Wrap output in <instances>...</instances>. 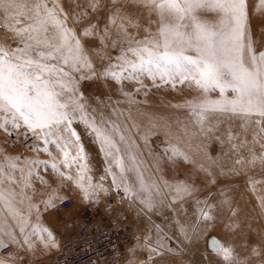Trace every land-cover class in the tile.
<instances>
[{
    "label": "snow or ice",
    "instance_id": "1",
    "mask_svg": "<svg viewBox=\"0 0 264 264\" xmlns=\"http://www.w3.org/2000/svg\"><path fill=\"white\" fill-rule=\"evenodd\" d=\"M112 2L116 5L120 0ZM131 2L147 9L150 17L158 18L154 32L150 27L144 28V35L140 36L141 26L115 8L102 29L89 22L78 34L76 27L68 26L69 14L59 0H0V23L9 34L0 42V132L12 137L14 143L23 141L29 151L46 153L51 158L25 157L21 166L17 163L20 156L5 155L4 163H0V249H14L9 256L0 257V264H14L15 252L21 249L34 252L41 246L45 250L58 247L53 231L45 226L41 216L65 199L59 195L62 188L75 185L88 202L99 200L100 194L111 189L122 190L133 203L139 201L146 212L163 207L168 196L172 203H183L196 195L194 186L182 181L172 184L160 177L156 181L147 179L141 167L143 161L135 151L136 140L146 139L141 124L121 122L123 112L115 107L107 117L101 109L98 120L96 109L80 90L81 82L108 78L133 103L135 97L127 84L137 85L135 92L148 88L145 79L152 81V88L188 85L200 93L183 105L196 117L199 133L211 131L208 123L216 114L243 120L242 128L251 129L253 143L262 149L259 156L252 153L253 161L264 163V50L257 49L250 31L248 0ZM97 6L93 4V10ZM255 7L264 10V0H257ZM202 10L215 12L218 23L201 21L198 14ZM87 15L80 13L74 25L82 26ZM132 28L137 31H130ZM113 30L116 36L111 39L110 48L116 54L109 51L102 57L106 63L97 67L90 54L98 44L109 47ZM86 37L93 41L83 39ZM214 93H219L218 97L213 98ZM126 119H132L131 114ZM79 125H83L104 156V175L98 178L90 165ZM157 126L150 122L149 133L155 134ZM234 139L229 132L228 140ZM246 143L232 144V148L238 150ZM52 149L59 154V160ZM171 155L188 159L175 145ZM41 169H50L59 177L56 188L40 174ZM201 170L208 172L203 166ZM16 171L21 174L19 181L12 174ZM34 181L47 186V198L33 202V197L25 194L24 189L35 193ZM19 184L22 187L16 191L12 185ZM252 187L256 191L254 184ZM259 199L264 206V198ZM225 204L230 201L221 202V206ZM212 207L205 204V208ZM201 218L209 220L212 216L201 209L197 219ZM155 227V241L145 235L141 242L149 260L152 255L172 251L168 245L172 237L160 226ZM181 231L185 239H191L183 226ZM208 247L228 264H236L232 249L222 246L215 237L208 240Z\"/></svg>",
    "mask_w": 264,
    "mask_h": 264
},
{
    "label": "rangeland",
    "instance_id": "2",
    "mask_svg": "<svg viewBox=\"0 0 264 264\" xmlns=\"http://www.w3.org/2000/svg\"><path fill=\"white\" fill-rule=\"evenodd\" d=\"M59 2L69 14L68 26L76 27L78 34L89 22L98 24L102 29L109 23V16L115 8H120L121 15L126 14L134 24L138 23L141 26L140 36L144 35V28L150 27L153 32L157 28L158 18L155 15L150 17L147 9L133 4L131 0H120L116 5H113L112 0H59ZM248 3L250 31L257 49L264 50V10L256 9L257 0H248ZM93 4L98 5L95 10L92 8ZM83 12L88 15L81 22L82 26H75L74 19ZM198 15L201 21L209 24H216L219 20L218 15L209 10H202ZM129 30L137 31L135 28ZM8 35L7 30L0 23V42ZM115 36L113 30L108 41L109 47L105 49L98 44L90 54V58L97 67L106 63V59L102 57H106L109 51L112 55L116 54V50L110 48L111 39ZM83 39L93 41L92 37ZM144 82L148 88L140 92L134 91L137 85L127 84L128 90L135 97L134 103L123 96L119 85L104 77L96 81L81 82L80 90L91 107L96 109L98 120L101 109L107 117L111 115V110L115 107L118 112H123V115L119 117L121 122L141 124V131L146 139L136 140L135 151L140 154L143 161L141 167L147 179L156 181L157 177H160L172 184L178 181L191 184L196 191L195 197L183 203L179 201L172 203L171 196H168L164 199L163 207L155 212H146L142 211L139 201L133 203L122 190L118 192L111 189L107 194H100L99 200L88 202L82 198L80 190L72 185L70 188H62L59 195L73 197L75 202L61 214L56 215L54 209H51L50 214H54L51 222L44 220L47 216L44 213L42 222L53 231L59 246L63 235L74 230V227L70 228L64 221L66 215L70 217L78 215L81 207L85 208L87 205L103 209L105 201L110 198L114 201V212L117 217L119 215L124 220H128L134 233L131 241L126 247L124 246L120 259L117 260L118 264H228L216 250L208 247V240L211 237H215L224 247L231 245L236 264H264V206L259 199L264 198V163L259 159L253 161L252 153L259 156L262 149L260 144L253 143L251 129L245 131L242 128L243 120L216 114L208 123L211 131L200 134L196 117L183 106L186 101L200 95L197 90L188 85L179 84L175 89L170 86L152 88V81L145 79ZM218 95L219 93H214L213 98ZM228 95L231 96L232 93L229 92ZM129 114L132 119H126ZM112 118L116 119L115 116ZM150 122L158 125L154 129L155 134L149 133ZM78 130L83 137V144L93 173L98 178L104 175V156L99 152L98 145L88 136L83 125H79ZM229 132L235 137L232 141L228 140ZM244 141H247L244 147H239L238 150L232 148V144L239 146ZM20 142L14 143L12 137L0 132V163H4L5 155L20 156L21 160L17 163L21 166L25 157L38 156L42 160L51 159L46 153L37 154L27 150ZM172 145H175L181 153L187 154L188 159L171 155ZM52 152L59 160V154L54 149ZM237 160H240V163H236ZM249 161L252 162L249 163ZM201 166L207 168L208 172L202 171ZM12 174L18 181L21 179L19 171ZM40 174L52 188H56L60 183L59 177L50 169L47 171L41 169ZM249 181H252V184ZM253 184L256 191H253ZM5 187L8 185L5 184ZM12 187L20 191L22 184L12 185ZM33 187L36 190L35 193L31 189H24L26 195L33 197V202L47 198L46 185L34 181ZM226 199L230 201V204L221 206V202ZM205 204H211L213 207L205 208ZM19 206L24 207V205ZM201 209L209 211L212 219H197ZM155 226H160L168 236L172 237L168 242L172 251L152 255L149 260V253L142 247L141 242L145 235H151L155 241L158 231ZM182 226L184 230L190 232L191 239H185L181 231ZM226 236L232 240L227 241ZM57 249L58 247L45 250L41 246L34 252L25 251V253H29L32 257L47 258ZM23 251L21 249L15 252L14 264H21L18 259ZM10 253H14L11 247L7 253H0V257H7Z\"/></svg>",
    "mask_w": 264,
    "mask_h": 264
},
{
    "label": "built area",
    "instance_id": "3",
    "mask_svg": "<svg viewBox=\"0 0 264 264\" xmlns=\"http://www.w3.org/2000/svg\"><path fill=\"white\" fill-rule=\"evenodd\" d=\"M27 150L28 145L20 142ZM62 202L54 208L56 214H61L70 207L75 199L64 196ZM80 209L78 215H66L64 221L74 227L71 232L65 233L58 249L51 256L31 258L25 250L19 256L21 264H118L124 246L133 238V229L121 216L115 214L114 201L108 198L104 208L94 205ZM105 213V214H104ZM67 214V213H66ZM119 214V213H118ZM0 249V253H7Z\"/></svg>",
    "mask_w": 264,
    "mask_h": 264
},
{
    "label": "crops",
    "instance_id": "4",
    "mask_svg": "<svg viewBox=\"0 0 264 264\" xmlns=\"http://www.w3.org/2000/svg\"><path fill=\"white\" fill-rule=\"evenodd\" d=\"M41 200V199H40ZM42 207V206H41ZM50 212H51V209H48L47 210V212H45V214L44 215H46L47 214V216H45V219L44 220H50V222H51V220L53 219V215L54 214H50ZM41 218H42V216H41ZM51 224V223H50ZM54 230V229H53ZM226 239H227V241H230V240H232V239H230V237L229 236H226ZM230 246V248H231V245H229Z\"/></svg>",
    "mask_w": 264,
    "mask_h": 264
},
{
    "label": "bare ground",
    "instance_id": "5",
    "mask_svg": "<svg viewBox=\"0 0 264 264\" xmlns=\"http://www.w3.org/2000/svg\"><path fill=\"white\" fill-rule=\"evenodd\" d=\"M159 101H160V100H159ZM181 103H182V102H181ZM152 105H153V104H152ZM167 106H168V105H167ZM197 128H198V127H197ZM55 214H56V212H55ZM56 215H57V214H56ZM58 232H59V231H58ZM25 255H26V256H29V257H31V258H37V257H32L29 253H27V254L25 253Z\"/></svg>",
    "mask_w": 264,
    "mask_h": 264
}]
</instances>
